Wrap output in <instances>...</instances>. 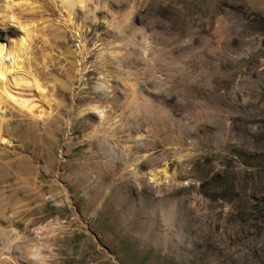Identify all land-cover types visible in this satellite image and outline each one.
<instances>
[{"label":"rangeland","instance_id":"374dc122","mask_svg":"<svg viewBox=\"0 0 264 264\" xmlns=\"http://www.w3.org/2000/svg\"><path fill=\"white\" fill-rule=\"evenodd\" d=\"M11 19L40 89L34 116L0 94V264H264V0Z\"/></svg>","mask_w":264,"mask_h":264},{"label":"bare ground","instance_id":"6f19581e","mask_svg":"<svg viewBox=\"0 0 264 264\" xmlns=\"http://www.w3.org/2000/svg\"><path fill=\"white\" fill-rule=\"evenodd\" d=\"M11 23L15 25V28L12 27L11 30L6 29L4 26L0 28V94L16 101L29 114L34 116L30 111L37 112L35 95L36 91L40 89V83L29 72L16 73L17 70H20L18 66L23 49L26 46V37L21 35L16 40L10 38L9 34H13L17 29L16 26L22 27L14 19H11ZM9 39L10 46H7V44L5 46V42Z\"/></svg>","mask_w":264,"mask_h":264}]
</instances>
